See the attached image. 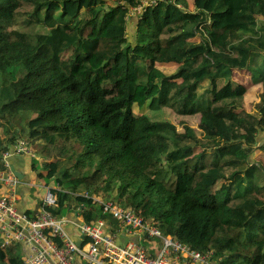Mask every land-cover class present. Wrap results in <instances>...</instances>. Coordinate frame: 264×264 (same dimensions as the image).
<instances>
[{
	"label": "trees",
	"instance_id": "1",
	"mask_svg": "<svg viewBox=\"0 0 264 264\" xmlns=\"http://www.w3.org/2000/svg\"><path fill=\"white\" fill-rule=\"evenodd\" d=\"M142 3L0 0V169L24 139L35 155L12 157L60 183L56 216L117 226L76 202L87 192L219 264H264V0H159L130 16ZM148 101L174 120L135 111ZM0 261L23 264L21 247Z\"/></svg>",
	"mask_w": 264,
	"mask_h": 264
},
{
	"label": "built area",
	"instance_id": "2",
	"mask_svg": "<svg viewBox=\"0 0 264 264\" xmlns=\"http://www.w3.org/2000/svg\"><path fill=\"white\" fill-rule=\"evenodd\" d=\"M157 1H143L130 12L140 13ZM14 155L35 154L24 139H18L2 154L0 243L3 247L19 245L23 264H219L212 254L174 239L133 210L87 192H77L76 202L102 207L103 213L118 222L117 226L104 219L87 223L80 211L56 216L50 207L57 206L61 192L58 187L47 186L41 200L34 201L38 207L22 210L18 207L21 179L10 161ZM142 239L146 246L141 245Z\"/></svg>",
	"mask_w": 264,
	"mask_h": 264
},
{
	"label": "rangeland",
	"instance_id": "3",
	"mask_svg": "<svg viewBox=\"0 0 264 264\" xmlns=\"http://www.w3.org/2000/svg\"><path fill=\"white\" fill-rule=\"evenodd\" d=\"M143 1L146 2L147 0H143ZM131 15H133L132 12H130V16ZM130 31H131V28H130ZM160 67L166 73L173 72L175 69V66L172 64H167V65L160 66ZM236 77H238L241 81H245V80L249 79L248 76L246 75V73H243V72L236 74ZM253 100H255V94H254L253 90L250 88V89H248V92L246 93L245 109L250 110L252 108L251 101H253ZM149 103L150 102L148 101L146 104H144L142 106L141 109H139L137 106H135L134 109L137 113H145L147 115V118H149L150 120H153V121H166V120L173 121L174 120L175 116L171 110H169V109L152 110L149 106ZM192 125L195 126L199 132H201L202 129L200 128V121H198L196 118H194V119H192ZM262 139H264V132H262L259 136V140H262ZM261 154H262L261 152L256 151L252 155V159L258 160L261 157ZM23 158L26 161V165L29 167V164L31 161L30 157L24 156ZM28 167H27V172H25V174L29 175V177L32 180L31 181L32 187L30 190V198H31L30 201L31 202L41 200V198L43 197V195L45 193V190L47 189V186L58 187V188L62 189V187L58 181L51 183V185H46L45 179L38 178L37 175L35 174V171L29 170ZM259 196H260V198L264 199V190L261 191V194ZM141 245L146 246L147 245L146 241L142 239ZM0 264H3V263L0 261ZM83 264H85V263H83Z\"/></svg>",
	"mask_w": 264,
	"mask_h": 264
},
{
	"label": "crops",
	"instance_id": "4",
	"mask_svg": "<svg viewBox=\"0 0 264 264\" xmlns=\"http://www.w3.org/2000/svg\"><path fill=\"white\" fill-rule=\"evenodd\" d=\"M135 23H136V19L135 17H132V20L130 21V28H131V33H133L135 31ZM11 164L13 169H16L18 171H21L23 173V178L21 179V184L19 185V191L21 193V199L18 201V207L22 208V210H32L33 208L38 207L37 205H35L34 202H31V198H30V190H31V178L29 177V175H26L25 172H27V165H26V161L24 158L22 157H12L10 159ZM29 170H31V166L29 164ZM4 190L2 189L0 192H3ZM82 193V192H81ZM77 201V200H76ZM35 205V206H34ZM75 209V207H74ZM71 211H78V210H71ZM71 211L70 213H67L68 215H71Z\"/></svg>",
	"mask_w": 264,
	"mask_h": 264
},
{
	"label": "water",
	"instance_id": "5",
	"mask_svg": "<svg viewBox=\"0 0 264 264\" xmlns=\"http://www.w3.org/2000/svg\"><path fill=\"white\" fill-rule=\"evenodd\" d=\"M14 170V173L16 174V176L19 178V179H22L23 178V173L21 171H18L16 169H13ZM78 243H80V241H78ZM0 247H1V243H0Z\"/></svg>",
	"mask_w": 264,
	"mask_h": 264
},
{
	"label": "clouds",
	"instance_id": "6",
	"mask_svg": "<svg viewBox=\"0 0 264 264\" xmlns=\"http://www.w3.org/2000/svg\"><path fill=\"white\" fill-rule=\"evenodd\" d=\"M13 168V167H12ZM3 247V246H2Z\"/></svg>",
	"mask_w": 264,
	"mask_h": 264
}]
</instances>
